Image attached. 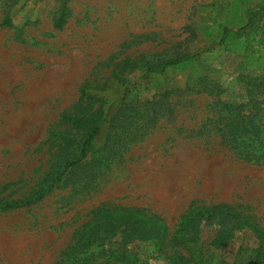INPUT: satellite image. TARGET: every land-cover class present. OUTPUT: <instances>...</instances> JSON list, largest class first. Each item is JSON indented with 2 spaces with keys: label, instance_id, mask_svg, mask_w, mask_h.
I'll return each mask as SVG.
<instances>
[{
  "label": "rangeland",
  "instance_id": "rangeland-1",
  "mask_svg": "<svg viewBox=\"0 0 264 264\" xmlns=\"http://www.w3.org/2000/svg\"><path fill=\"white\" fill-rule=\"evenodd\" d=\"M262 4L0 0V202L31 200L0 209V264H57L96 209L155 215L169 253L192 202L234 203L264 229V160L230 151L215 123L221 103L252 97L264 109V19L249 22ZM226 27L241 30L224 38ZM186 53L194 57L150 70ZM65 114L90 123L73 125ZM99 115L87 157L54 182ZM218 227L205 223L198 243L209 247ZM228 228L219 255L252 264L259 238ZM131 247L166 264L149 243Z\"/></svg>",
  "mask_w": 264,
  "mask_h": 264
},
{
  "label": "trees",
  "instance_id": "trees-1",
  "mask_svg": "<svg viewBox=\"0 0 264 264\" xmlns=\"http://www.w3.org/2000/svg\"><path fill=\"white\" fill-rule=\"evenodd\" d=\"M264 19V4L249 12V22L262 21ZM66 20L65 11L57 15L54 21L56 27H61ZM4 22L11 24V19L5 17ZM241 29L225 28L223 37L230 34L237 35ZM194 55L183 54L176 59H164L157 61L150 70L164 71L169 66H175ZM86 93V90H84ZM88 94V93H86ZM222 107L217 112L216 132L228 143L229 150L244 158L246 161L264 160V109L261 102L252 97L246 103L232 104L221 103ZM102 115L97 119H91L88 133L82 143L80 154L73 161L65 164L61 172H57L54 182L60 180L70 166L81 162L87 157L92 142L101 129ZM65 119L73 124L80 125L89 122V119L76 115H64ZM110 153L103 155L104 162L97 169L102 172ZM97 171L91 175L96 177ZM30 201L2 203L0 209L21 207ZM191 211L180 222L174 236L175 250L168 252L166 249L168 230L162 221L155 215L145 212L143 209H96L92 218L83 224L78 230L72 244L61 254L57 264H151L149 258L142 257L138 251L131 247L133 243L145 242L155 247L157 255L163 256L166 264H239L235 260H226L219 255V241L223 237L226 242L229 237L220 233L222 230L233 228L243 229L249 227L259 238V245L255 250L252 264H264V229L252 223L251 219L236 209L231 202L219 204L201 205L192 202ZM209 221H217L220 224L219 232L206 247L198 239L201 238L203 226ZM227 232L228 231H224ZM230 232V231H229ZM226 233V234H227ZM199 237V238H198ZM191 243L193 245H191ZM178 246L182 249H178ZM182 250H185L184 252Z\"/></svg>",
  "mask_w": 264,
  "mask_h": 264
}]
</instances>
